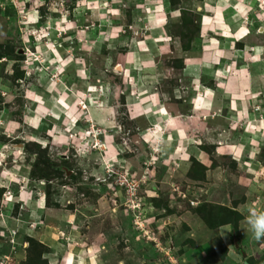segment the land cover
<instances>
[{
	"label": "rangeland",
	"instance_id": "1",
	"mask_svg": "<svg viewBox=\"0 0 264 264\" xmlns=\"http://www.w3.org/2000/svg\"><path fill=\"white\" fill-rule=\"evenodd\" d=\"M219 19L234 24L205 26ZM221 29L237 34L233 61L218 66L223 92L233 67L264 61V0H0V214L14 224L0 219V264H76L64 252L85 254L100 231L99 264H264V239L245 223L264 211V121L225 108L185 118L197 113L184 58H202L204 35ZM147 93L188 121L187 138L129 118ZM123 166L138 181L133 210L116 182ZM24 202L44 207L27 235Z\"/></svg>",
	"mask_w": 264,
	"mask_h": 264
},
{
	"label": "crops",
	"instance_id": "2",
	"mask_svg": "<svg viewBox=\"0 0 264 264\" xmlns=\"http://www.w3.org/2000/svg\"><path fill=\"white\" fill-rule=\"evenodd\" d=\"M227 1L228 0H226V3ZM220 7L221 5L219 4L218 9ZM216 8L214 9L215 12H216ZM231 20L233 19H219L217 22H210V23L205 22V26L206 25L211 26L216 23H220L222 27L228 26V25L232 26L234 23L231 24L233 22ZM221 31L223 32L221 35L220 33H217L214 37L210 36V38H207L204 35L202 39L203 40L202 45L204 46L202 58L201 57L184 58V67L182 70V74L184 78H187L189 80V86L193 93V96L190 98V101L188 102L191 105L192 111H195L197 113L196 115H189V116H186L185 118H187L188 120L189 118L193 116L197 120L200 118L199 116L202 114V111L205 113H212V116H216L220 114L222 115V110L225 108L227 116L231 117L233 121L235 120L244 121L245 123H247V121H251L250 124L253 127L254 122L252 121L254 120L264 121V98H263L264 97V61L261 57H256V55H253L254 54L253 53L252 57L254 58H250L246 64L233 67L226 81L228 86L226 85L225 89L223 88V92H221L219 90V86L216 85V83H219V80L221 79V75H220L221 70L218 69V66H220L219 64H221L224 67L228 65V63L231 64V62L233 61L232 59L233 57L229 59V51H231V45L236 40L235 36L237 35L235 34L234 37L231 38L227 36L228 32L224 31L223 29H221ZM240 31L242 30L240 29ZM207 33L208 32H206V34ZM223 53H227L226 56ZM212 65H214V68ZM222 70L224 71V68ZM203 75L211 78L212 81L211 80L210 81L213 84L212 86L205 85L202 82ZM148 79L150 78H147V84H150V81H148ZM246 91H250V93H252V96L246 97L244 95L248 93ZM222 93L230 95V96L233 95L232 100L227 101L225 97L220 96ZM253 93H257L258 95L253 96ZM147 94L150 96V98H152V100L147 102V97L143 94V96L146 97L144 99L145 101L142 102L140 100L141 102L139 101V103L141 105L139 103L135 104V106H138V107L133 108V111H135L137 114L136 115L129 114V116H131L129 118H135L138 115L142 114L147 119V121H149L150 125L153 126V128L157 129V126H158L157 124H159L162 131L163 130L165 131V129L166 130L169 129L171 131V134H173L172 136L176 137L175 139L174 138L172 139L173 143L177 142L178 139L187 138L188 136L186 135L184 131L185 130L184 127L186 125L185 123H187L188 121H186L184 117L182 116L171 115L170 112L166 109L165 104L160 102L158 97L155 94H151V93H147ZM235 95H240L243 97L234 98ZM143 96L141 95V98H143ZM176 98L178 99L180 98V96H177ZM239 99H242L243 101ZM135 100L136 98H134V101ZM253 103L256 104L255 107H253ZM142 105L145 107L144 110L142 108ZM139 109L141 110V112H139L140 111ZM149 109H150V113H147L146 111ZM153 110H154V113L152 114ZM171 121L175 122V124H172L169 127V125L171 124ZM252 131H253L252 129L248 131H244L241 133V135L250 136L249 138H252L253 135L256 134L254 133L256 131L254 132ZM181 136H183L184 138H181ZM112 137H113L112 135L108 134L107 139L112 138ZM107 139L105 141H107ZM115 144L116 143H113V148L115 150L118 151V149H121L119 148L120 146L117 147ZM111 146H112V143L110 145V148ZM239 151L240 149H237L236 152H239ZM107 154H110V150L108 151L106 150V155ZM248 155H246V158H247L246 165L252 162L251 159L248 160ZM25 173L26 171H24V176H25ZM121 196H123V194H121ZM18 202L20 203L22 202V200ZM22 208L23 210H25V212H27L26 213L27 216L26 218L23 219L22 223L18 225V227H19V230H21V232L24 233V235L25 234L27 235V232L30 231L29 229L30 219L31 218L41 219L43 212H44V207L40 204V202H38L37 204L24 202V205L22 206ZM237 208L240 209V207H237ZM41 210H42V214L40 215ZM117 211H118L117 208H113L111 211L113 214L112 216L115 215L117 217V215H120L119 211L118 212ZM0 219H2L4 223L3 226L5 225V226L10 227V224H11L12 228L14 227V224H12V221H11L12 218L7 217V219L5 220L3 218V214L2 216L0 214ZM17 222H20V220H18ZM116 225H118L117 222H115V226ZM117 227L118 226H116V228ZM119 229L120 231L122 230V228H119ZM228 233H229L228 230L227 231L223 230V235H224V238H222L223 241L226 240L227 237L225 236ZM99 237L100 238L102 237L101 231L97 232L95 236L92 238L90 245H87L86 247L87 252H85V254H83V250H79L80 252L78 254H75L72 250L70 252H64V253L66 254V256L70 257V260H72L71 259L72 254L76 255V257H73V261L76 262V264H99L100 263V260L98 259V257H100L99 251L101 250V248L104 247V244H100ZM23 243H25V241L20 243V245H18V249L20 250L23 249V247H21V244ZM53 250H55L54 255H58V254L61 255V253H63L62 251H60V248H58V246L56 248V245ZM67 259L69 258L67 257ZM230 259L235 260L239 258L236 254H234V257Z\"/></svg>",
	"mask_w": 264,
	"mask_h": 264
},
{
	"label": "built area",
	"instance_id": "3",
	"mask_svg": "<svg viewBox=\"0 0 264 264\" xmlns=\"http://www.w3.org/2000/svg\"><path fill=\"white\" fill-rule=\"evenodd\" d=\"M122 168V166H121ZM123 169H125V171L123 172H116L117 174V185L121 188L124 189V194L126 197V201H127V207H129L130 209H135L138 207L137 204V186H138V181L129 177L125 172H127L129 169L123 167ZM112 171V170H110ZM138 218V214H135V224L137 225V227L140 230H144L143 225H142V220H137ZM147 238L148 237V233L146 231H144V234Z\"/></svg>",
	"mask_w": 264,
	"mask_h": 264
},
{
	"label": "clouds",
	"instance_id": "4",
	"mask_svg": "<svg viewBox=\"0 0 264 264\" xmlns=\"http://www.w3.org/2000/svg\"><path fill=\"white\" fill-rule=\"evenodd\" d=\"M129 169L127 166H123ZM248 230L251 232L253 239H264V211L257 212L255 209H250L245 219Z\"/></svg>",
	"mask_w": 264,
	"mask_h": 264
}]
</instances>
